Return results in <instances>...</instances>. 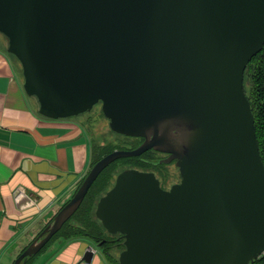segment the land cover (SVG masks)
I'll use <instances>...</instances> for the list:
<instances>
[{
	"label": "water",
	"instance_id": "95a60500",
	"mask_svg": "<svg viewBox=\"0 0 264 264\" xmlns=\"http://www.w3.org/2000/svg\"><path fill=\"white\" fill-rule=\"evenodd\" d=\"M0 35L39 115L100 103L113 133L143 140L97 161L13 264L50 242L107 166L150 150L181 181L164 190L127 169L99 198L96 220L122 240L118 264H250L264 253V165L242 87L264 44V0H0Z\"/></svg>",
	"mask_w": 264,
	"mask_h": 264
},
{
	"label": "crops",
	"instance_id": "0c3cea01",
	"mask_svg": "<svg viewBox=\"0 0 264 264\" xmlns=\"http://www.w3.org/2000/svg\"><path fill=\"white\" fill-rule=\"evenodd\" d=\"M23 83L21 64L0 35V264H13L50 224L94 158L83 120L39 115L38 103L26 95ZM56 238L27 264H118L117 248L104 250L83 235ZM87 251L93 254L88 263L83 260Z\"/></svg>",
	"mask_w": 264,
	"mask_h": 264
},
{
	"label": "trees",
	"instance_id": "16d2710c",
	"mask_svg": "<svg viewBox=\"0 0 264 264\" xmlns=\"http://www.w3.org/2000/svg\"><path fill=\"white\" fill-rule=\"evenodd\" d=\"M247 82L249 83V86H250L248 92L245 90V85ZM242 87L250 103L251 112H252L251 114H253V119H254L253 128H254L255 137H256V141H257V145L259 149V155L264 165V44H263V47L260 49V51L253 58H251V60L247 64L244 70ZM147 152H153V151L150 150ZM103 155L105 156L106 154H103ZM141 156L134 157V158L138 159V158H141ZM95 159L96 158H95V153H94L93 164L91 168L101 158L96 159V160ZM113 164L114 162L111 163L109 166H107L102 171V173L99 174L97 179L94 181L92 186L89 188L78 210L62 226L59 232L56 235H54V237L51 240L56 238L57 235L58 236L64 235L65 239H69V238H72L78 235H83V236L90 238V240H93L96 244H99L102 241L106 240L101 245V247L104 250H109L110 248H113V247L117 248L118 246L121 247L120 250L123 249V245L121 244L122 240L115 241L116 243L114 246H112V244H114L113 242H108L109 237H105L106 232L103 230L100 223L95 219V216H94V211H95L94 209H95L96 202H98L99 198L102 197L106 193L107 188L109 187L110 180L112 178V170H113L112 165ZM133 165L137 167L136 170H138L140 165H138L136 162ZM132 169H135V168H132ZM80 185L81 183L79 184V186ZM71 221L76 222L77 225L76 226L73 225ZM45 247L43 248V250L45 249ZM33 257L28 258L25 264H27V262L30 261V259H32ZM250 264H264V254L261 257H259L257 261L254 260Z\"/></svg>",
	"mask_w": 264,
	"mask_h": 264
},
{
	"label": "rangeland",
	"instance_id": "374dc122",
	"mask_svg": "<svg viewBox=\"0 0 264 264\" xmlns=\"http://www.w3.org/2000/svg\"><path fill=\"white\" fill-rule=\"evenodd\" d=\"M249 83L247 82L245 85V90L249 91ZM101 104L95 105L91 111L86 112L79 117L83 120L82 122L85 125L87 132L90 135V139L93 145L95 158H103L107 153H111L115 150H133L137 148L142 140L133 137H126L119 135L117 133H113L109 128V121L103 116L101 112ZM102 156V157H101ZM95 159V160H96ZM167 159V156L158 152H147L141 156V158L135 159L134 157L122 158L114 162L113 170H112V178L110 180L109 187L107 191L110 190L115 182L117 175L127 169L136 168L133 164L135 162L140 165L138 170L147 173H153L155 177L158 179L160 186L164 190H169L172 185L178 184L181 181V177L179 174L178 168L175 166V163H163V161ZM143 165V166H142ZM142 166V167H141ZM106 191V192H107ZM105 236L109 237V234L105 233ZM117 236L112 235L111 238L116 239ZM55 238L45 247L43 251L51 247V245L56 241ZM119 239V238H118ZM120 241V240H116ZM122 244V243H121ZM117 253L121 251V247H117ZM124 248V247H123ZM51 250V249H50ZM116 252V251H115ZM264 254V253H263ZM262 254V255H263ZM261 255V256H262ZM260 256V257H261ZM259 259V258H258Z\"/></svg>",
	"mask_w": 264,
	"mask_h": 264
},
{
	"label": "flooded vegetation",
	"instance_id": "af4514ba",
	"mask_svg": "<svg viewBox=\"0 0 264 264\" xmlns=\"http://www.w3.org/2000/svg\"><path fill=\"white\" fill-rule=\"evenodd\" d=\"M143 141V140H142ZM167 156V155H166ZM171 163H173V162H171ZM175 163V162H174ZM161 187V186H160ZM162 188V187H161ZM110 236V238H109V240H108V242H113L114 244H112V246H114L115 245V241L116 240H120V239H118V238H120V235H118V237H116V239H114V238H111V236L112 235H109ZM115 236H117V235H115ZM106 241V240H105ZM121 241V240H120Z\"/></svg>",
	"mask_w": 264,
	"mask_h": 264
},
{
	"label": "built area",
	"instance_id": "2783aa9c",
	"mask_svg": "<svg viewBox=\"0 0 264 264\" xmlns=\"http://www.w3.org/2000/svg\"><path fill=\"white\" fill-rule=\"evenodd\" d=\"M91 251H92V249H91Z\"/></svg>",
	"mask_w": 264,
	"mask_h": 264
}]
</instances>
